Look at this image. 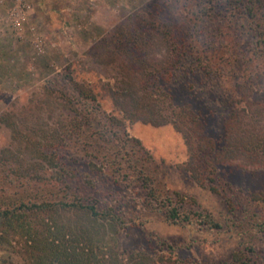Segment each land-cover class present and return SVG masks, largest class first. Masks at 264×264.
Wrapping results in <instances>:
<instances>
[{
    "label": "trees",
    "instance_id": "trees-1",
    "mask_svg": "<svg viewBox=\"0 0 264 264\" xmlns=\"http://www.w3.org/2000/svg\"><path fill=\"white\" fill-rule=\"evenodd\" d=\"M203 1L204 4L198 9L203 28H197L192 37H186L180 26L153 25L154 20H151L152 29L136 28L120 33L123 38L116 39L114 50L124 53L128 61L127 69L137 67L140 74L133 82H130L129 72L107 79L113 112L108 113L102 107L103 97L99 90L103 87L100 82L105 80V76L95 67L90 66L89 69L82 64L81 69L69 68L66 73L56 74L53 79L63 83L47 89L49 93L52 88L59 92L57 98L67 108L69 121L62 125L64 134H51L49 146L56 153L62 139H71L76 144L80 140L83 146L102 154V159H97L111 172L110 176H120L127 182L126 186L133 183L137 187L123 193L126 192L128 198L134 196L136 200L142 194L141 203L144 206L141 207L162 212L169 223L182 226L192 224L201 231H233L243 237L241 247L232 253L231 259L218 264H264V196L258 193L248 198L240 195L238 203H231L233 196L226 194L234 188L229 186L227 190L224 188L226 183L221 188L216 185L219 165L235 164L242 168L247 163L257 162L259 158L264 159V133H259L251 117L254 103L246 101L249 107L243 109L244 114L251 117V123L242 122L240 132V122L235 118L236 111L233 109L222 119L223 133L215 139L204 133L201 115L190 103L172 107L167 99L169 90L157 85V73L166 76L169 82L172 78L180 80L186 70L190 74H216L220 71L225 75L203 79L208 82L209 93L219 89L222 84L218 82L220 79L235 80L242 87L250 85L255 88L261 75L264 77L263 62H260L258 53L264 45V18L258 10L262 1L257 0L259 4L254 1L256 9L250 0ZM234 3L244 5L241 16L249 27L246 34L249 35L250 50L247 53L251 54V58L242 67L236 60L231 62L222 58L209 64L208 48L204 46L206 41L202 37H222L217 26L219 13L216 14L215 7ZM110 42L103 46L109 49ZM123 44L128 46L124 47ZM151 51L163 53L159 67L154 71L148 69L154 67V58L149 56ZM212 66H215L214 69ZM204 76L206 74L201 77ZM155 84L163 94L165 104L156 102L153 97L150 87ZM165 106L167 111L163 113ZM259 108V113L263 115L264 104L259 105L257 111ZM136 121L154 126L172 124L182 135L187 147V159L181 167L201 187L217 194L222 192L226 196V207L221 217H215L207 210H187L182 202L172 196H161L149 175L148 168L154 160L151 153L138 138L126 131V123ZM0 122L12 132H17L11 115L1 114ZM87 149H83L86 154ZM249 151L252 153L248 154ZM10 152L9 148L0 151V264H186L177 256V246L164 240L157 248L149 250L121 249L118 230L128 226L125 221L127 213L121 207H99L97 197L71 189L62 180V172H56L55 179L46 183L47 173L40 164L30 166L37 169L28 172L23 162ZM134 153L140 156L133 157ZM236 158L244 160L241 163ZM51 176H54L53 173ZM52 181L60 185H54ZM45 184L49 186L44 187Z\"/></svg>",
    "mask_w": 264,
    "mask_h": 264
},
{
    "label": "rangeland",
    "instance_id": "rangeland-1",
    "mask_svg": "<svg viewBox=\"0 0 264 264\" xmlns=\"http://www.w3.org/2000/svg\"><path fill=\"white\" fill-rule=\"evenodd\" d=\"M13 1L0 0V115H11L17 125V132H12L0 122V151L9 148L12 151L10 153L23 162L24 169L28 172L37 169L30 166L40 164L47 173L46 183L55 179L56 172H62V180L71 189L97 197L100 201L99 207H121V210L127 213L125 221L128 225L118 230L117 237L121 249L149 250L157 248L160 241L164 240L177 246L176 254L186 264H218L229 261L244 239L236 232L201 231L192 224L182 226L169 223L164 219L162 212L141 207L144 206L141 203L142 194L136 196V200L134 196L128 198L126 192L123 193L129 188L137 187L133 183L126 186L127 182L120 176H110L111 172L98 160L102 159V154L83 146L80 140L76 144L71 139H62L56 153H53L49 146V141H52L51 134H64L62 125L68 124L69 121L67 108L57 98L59 92L53 90L63 83L53 79L56 74L66 73L69 68L81 69L82 64L89 69L95 67L105 76V80L100 82L104 88L99 90L103 97L102 107L107 112H113L112 100L108 97L107 79L129 72L130 82H133L137 81V74H140L137 67L130 66L131 70L127 69L128 61L124 53L114 50L116 39L123 38L120 33L136 28L152 29L151 20H154L153 25L180 26L186 37H192L197 28H203L198 9L204 1L23 0L24 4L29 6L25 7V19L19 25H12L8 14L14 6ZM250 1L254 8L253 3L259 4L262 1L258 10L264 18V0ZM240 4H219L215 7L216 14L219 13L217 26L222 37L219 34L220 37H202L206 41L204 46L208 48L209 64H214L218 58H222L231 62L236 60L242 67L243 63L250 60L251 54L247 53L250 50L249 35L246 34L249 27L243 22L241 15L244 5ZM110 39L113 40L110 42ZM108 42L111 43L109 49L103 46ZM113 50L114 52L110 53ZM259 50L260 62H263L264 67V45ZM149 56L154 58V67L148 68L151 69L149 71L157 70L163 53L151 51ZM215 66H212V69ZM186 71L180 80L172 78L169 82L166 81V76L157 73V85L169 90L167 99L172 107L190 103L191 107L200 113L205 134L215 139L221 135L224 130L222 119L233 109L236 111L235 118L240 122V132L242 122L251 123L252 117L259 133H264V114L259 113L261 108L257 111L259 105L264 104L263 75L255 88L250 85L242 87L241 84L235 83V80L217 79L222 84L218 90L209 93L208 82L203 79H207V76H220V71L216 74H190ZM204 74L206 76L201 77ZM157 85L151 86L150 91L156 102L162 101L165 104L166 100L164 101ZM50 86L53 87L51 93L47 89ZM246 101L254 103L251 117H247L243 111L249 107ZM166 111L167 107L162 110L163 113ZM114 114L118 116V112ZM248 126L250 128V125ZM126 131L138 138L151 153L154 160L149 164V175L161 196H172L182 202L187 210H207L215 217H221L226 207V196L222 192L217 194L201 187L182 169L181 165L187 159V147L182 135L172 124L154 126L136 121L126 123ZM84 148H88L87 154ZM136 156L140 155L134 153L133 157ZM236 159L240 162L244 160ZM52 173L54 176H51ZM216 177L219 180L216 183L218 188H221L223 183H226L224 188L227 190L229 186L234 188L226 194L233 196L231 203H238L240 195H246L248 198L251 194L258 193L264 196L263 158L254 163H247L242 168L235 164L219 165ZM116 178L118 180H114ZM51 183L60 185L54 181ZM47 186L49 184L44 187Z\"/></svg>",
    "mask_w": 264,
    "mask_h": 264
},
{
    "label": "built area",
    "instance_id": "built-area-1",
    "mask_svg": "<svg viewBox=\"0 0 264 264\" xmlns=\"http://www.w3.org/2000/svg\"><path fill=\"white\" fill-rule=\"evenodd\" d=\"M13 2L14 6L8 14V18L12 25H19L25 19L27 13L25 7L28 8L29 6L25 5L23 0H14Z\"/></svg>",
    "mask_w": 264,
    "mask_h": 264
}]
</instances>
